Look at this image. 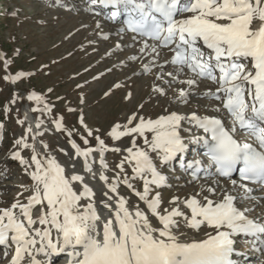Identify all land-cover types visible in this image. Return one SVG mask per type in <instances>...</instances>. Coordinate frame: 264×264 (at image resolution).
Here are the masks:
<instances>
[{
    "label": "snow or ice",
    "instance_id": "snow-or-ice-1",
    "mask_svg": "<svg viewBox=\"0 0 264 264\" xmlns=\"http://www.w3.org/2000/svg\"><path fill=\"white\" fill-rule=\"evenodd\" d=\"M98 2L115 9L111 19L123 12L120 32L132 34L129 46L140 44L141 55L129 59L151 57L133 72L152 77L148 101L187 105L204 86L203 98L213 102L206 111L213 114L165 108L153 118L142 114L144 101L102 132L86 123L81 110L83 147L65 117L53 116L55 132L66 136L72 149H58L66 157L61 161L40 139L50 131L43 117L53 106L44 95L28 93L34 106L16 121L24 134L14 141L10 159L31 183L20 185L13 200L0 206V250L10 256L7 264H51L37 257L62 253L67 264H235L237 237L253 238L244 242L264 255V196L254 194L264 192V0ZM27 75L4 79L16 84ZM172 90L175 96L169 98ZM18 99L14 94L8 104ZM123 99L133 101V93ZM11 110L4 107L6 117ZM29 111L40 115L29 120ZM192 128L202 135L193 136ZM4 129L0 122V139ZM189 144L203 148L206 159L185 164ZM109 152L120 155L114 168L105 158ZM177 161L191 176L189 183L205 181L199 190L175 193L164 170L174 173ZM181 224L203 237H189Z\"/></svg>",
    "mask_w": 264,
    "mask_h": 264
},
{
    "label": "rangeland",
    "instance_id": "rangeland-1",
    "mask_svg": "<svg viewBox=\"0 0 264 264\" xmlns=\"http://www.w3.org/2000/svg\"><path fill=\"white\" fill-rule=\"evenodd\" d=\"M97 9V4L92 0H0V122L5 124L3 139H0V206H6L13 200L22 190L20 185L31 183L19 163L10 159L14 141L24 134V127L16 121L23 119L25 111L34 106L26 99L28 93L35 91L44 95L53 106L52 113L43 117L45 127L50 131H45L40 139L61 161L66 157L58 149L64 148L69 152L72 149L67 137L55 132L51 123L53 116L65 117L67 127L74 129L73 139L83 147L79 137L86 133L78 123L81 110L90 127L105 132L111 124L123 120L127 113L135 110L136 105L148 101L152 77L133 75V72H140L142 63H148L151 57L144 54L142 60L131 61L129 57L141 55L140 44L129 46L132 44L131 34L116 32L121 28V20L114 22L110 18V10ZM4 16L8 17V21L1 19ZM107 32L109 35L103 34ZM118 44L121 48H117ZM5 60L9 61L7 67ZM167 70H171V66ZM20 72L29 75L16 84L5 81L6 75L15 76ZM116 83H122L125 87L116 89ZM110 90L112 95L106 97L105 93ZM205 90V87L201 88V95L192 97L187 105L171 103L166 98H153L146 103L142 114L155 118L164 114L165 108L181 114L193 111L199 115L213 114L206 111L213 102L203 98L202 91ZM128 91L133 93L131 102L123 99ZM14 94H18L20 99L15 105L8 104ZM174 96V90L169 91V98ZM6 105L12 109L7 117L3 111ZM68 107L77 111L68 113ZM30 113L33 118L40 115ZM189 127L184 125L185 129ZM191 132L193 135V128ZM182 135L187 142L189 133L185 131ZM22 155L27 157L29 152L25 150ZM105 158L109 168H114L119 163L120 155L109 152ZM193 159L205 158L200 154L194 157L193 150L189 148L184 162L189 163ZM95 167L98 168L99 164ZM174 167V173L166 169L164 172L169 175L176 194H191L205 183L204 180L189 183L192 178L181 169L179 161L174 162ZM184 228L181 224V231L189 237H203V232L195 233ZM236 239L239 241L234 246L239 261L237 264H259L264 259V255L253 250L251 243L244 242L253 238ZM8 259L0 250V264H7ZM52 264H58L57 260H53Z\"/></svg>",
    "mask_w": 264,
    "mask_h": 264
},
{
    "label": "bare ground",
    "instance_id": "bare-ground-1",
    "mask_svg": "<svg viewBox=\"0 0 264 264\" xmlns=\"http://www.w3.org/2000/svg\"><path fill=\"white\" fill-rule=\"evenodd\" d=\"M83 3H84V2H83ZM99 4H100V3H99ZM100 6H103V5L100 4ZM104 7H105V6H104ZM105 9L110 10V12H109L110 16H111V12L115 10V9H113L111 6L105 7ZM92 20H93V19H92ZM118 20H119V21L121 20V24H122V25H120V27H124V24H123V21H124V20H123L122 18H117V19L114 20V22H115V21L117 22ZM107 22H109V20H107ZM114 24H115V23H114ZM115 28H117V27H113V29H115ZM111 30H112V29H111ZM111 30H110V31H111ZM116 32L121 33V32H120V29H117ZM125 33H127V34H131V33H128V32H125ZM103 34H105V35L108 34V35H109V32H107V33H103ZM121 34H123V33H121ZM131 36H132V34H131ZM161 61H163V60H161ZM161 61H160V62H161ZM203 87H204V86H202L201 88H203ZM202 92H203V91H202ZM199 108H200V107H199ZM197 113H198V112H197ZM29 116H30L29 118H32L31 120L34 119V118L32 117V115H31L30 112H29ZM193 130H194V132H193V136L199 135V134H198V133H199V130H197V129H195V128H193ZM195 145H196V144H189V148L191 149V148L194 147ZM189 148H188V150H189ZM185 155H186V153H185ZM185 155H184V156H185ZM195 156H197V154L194 155V157H195ZM189 162H191V161H189ZM185 164H187V163H185ZM254 194H255V195L258 194L259 196H264V192H259V191H257V192H255ZM257 211H258V209H257ZM185 229H186V230H191V229H188V228H184V230H185ZM182 232H183V231H182ZM187 232H188V231H187ZM190 232H191V231H190ZM40 257H41V256H38L37 259H40V260H41ZM50 258H52V257H50ZM9 259H10V256H9Z\"/></svg>",
    "mask_w": 264,
    "mask_h": 264
},
{
    "label": "trees",
    "instance_id": "trees-1",
    "mask_svg": "<svg viewBox=\"0 0 264 264\" xmlns=\"http://www.w3.org/2000/svg\"><path fill=\"white\" fill-rule=\"evenodd\" d=\"M1 19L4 20V22L8 21V17L7 16L2 17ZM0 48H1V43H0Z\"/></svg>",
    "mask_w": 264,
    "mask_h": 264
}]
</instances>
